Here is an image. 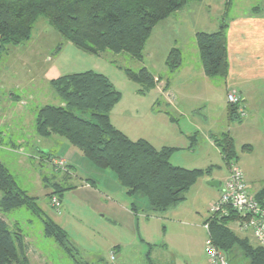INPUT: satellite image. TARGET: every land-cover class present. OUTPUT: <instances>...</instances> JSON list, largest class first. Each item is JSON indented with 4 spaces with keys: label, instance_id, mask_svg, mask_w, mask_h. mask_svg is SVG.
<instances>
[{
    "label": "trees",
    "instance_id": "16d2710c",
    "mask_svg": "<svg viewBox=\"0 0 264 264\" xmlns=\"http://www.w3.org/2000/svg\"><path fill=\"white\" fill-rule=\"evenodd\" d=\"M189 1L197 0H0V56L11 47L27 42L35 21L44 17L64 41L85 53L99 55L110 50L126 52L132 58L142 60L145 43L155 24ZM226 26L222 21L215 31L195 33L202 69L206 76L219 81L225 80L228 70ZM180 64L181 52L173 47L165 58L168 73L172 74ZM123 72L140 86V93L164 78L144 66L137 71L125 67ZM168 81L166 77L164 89ZM48 83L62 104L46 103L38 107L34 121L37 135L62 137L77 147L95 167L113 172L136 215L143 211L148 217L185 200L196 181L217 167L173 165L170 156L176 147L156 148L143 138L130 139L117 129L110 120V111L119 101L121 92L103 73L88 69L59 75L49 79ZM238 108V104L228 103L230 120L241 117ZM169 119L174 120L173 117ZM195 137L192 135L191 139ZM212 139L229 168L237 159L233 137L228 131H223ZM250 147L243 144L241 149L250 150ZM52 157V153L40 156V159H46L54 172L44 177L43 182L49 190V199L56 196L59 202L62 193L74 186L68 183V179L50 180L49 177L62 174L70 178L72 173L56 170L49 163ZM0 192L1 212L26 209L40 219L43 236L52 239L74 257L77 250L66 230L44 211L36 197L20 188L1 160ZM139 197L145 201L143 206L137 202ZM254 198L264 208V182L254 193ZM236 219L235 212L229 210L227 214H209L203 224H208L211 240L225 254L228 263L233 252L238 251L248 258L249 264H264V246L253 244L246 234H237L228 225L229 221L234 225ZM0 264H29L21 234L12 229L1 215Z\"/></svg>",
    "mask_w": 264,
    "mask_h": 264
},
{
    "label": "crops",
    "instance_id": "0c3cea01",
    "mask_svg": "<svg viewBox=\"0 0 264 264\" xmlns=\"http://www.w3.org/2000/svg\"><path fill=\"white\" fill-rule=\"evenodd\" d=\"M232 1H189L181 9L155 24L150 35H152L157 25L166 23L173 17L180 19L181 24H184V28L180 25L179 30L176 29L177 34L172 40L173 44L170 42L167 47L168 51L173 47L180 50L181 64L172 74L168 73L166 67V75L163 76L169 79L166 89L163 88L164 80L156 81L154 86L147 90L148 96L150 95L149 92L152 93L151 98L143 96L145 94L139 92V87H133L134 96L132 100L126 104H121L119 99L110 111V120L117 129L130 139L143 138L156 148L162 146L176 147L177 149L170 156V162L173 165L187 168L190 167L184 162L193 161L190 157L195 154L194 150L196 149L197 137L191 139L192 135L198 136L199 130H201L210 148H215L219 152L212 138L220 132L228 131L235 143L237 153L235 163L242 171L249 191L254 194L264 182V5L256 4L240 9L239 0H236V5L233 6L239 12L226 18ZM222 21L227 25L226 55L228 70L225 80L219 81L205 75L195 43V33L197 31H215ZM186 33H189L194 39L188 41L183 35H186ZM150 35L148 40L151 38ZM26 43L19 45L17 48L19 50L24 48L28 45ZM146 43L144 50L148 47ZM187 43L190 44L189 49ZM16 72L18 71H13V77L19 75ZM152 73L162 75L161 72ZM5 74L6 72L0 73V160L12 173L20 188L29 195L36 197L35 190L42 192V195H47L48 189L44 186L43 178L48 177V175L43 170V164L46 163L47 166L49 164L46 159H40L37 154L39 155L42 152L43 155L41 153V156H44L45 151L42 150L45 149L51 153L50 151L58 149L69 164L73 163L72 160H75V158L79 160L81 154L71 148L70 143L62 137L52 134L43 138L37 135L34 121L39 105L36 104L33 107V112L29 110L21 112L15 110L16 104H13V101H16L19 105L26 106L27 102L25 100L33 99L35 94L29 92L27 99L25 96L21 97L17 93L23 91L25 86L21 84L19 79L10 78L7 80ZM231 90H234L240 97L245 112L243 116L235 120H230L228 117V102L225 97V94ZM22 101L24 103H20ZM60 104L62 103L60 102ZM169 117H173L174 120H170ZM4 138L10 143H4ZM10 138H16V140L13 141ZM243 144L250 145V150L241 149ZM178 153L186 154H183L184 156L181 158V156H177ZM176 158L179 160L178 163L175 161ZM70 166L72 165L70 164ZM217 167L220 166L217 165ZM226 169L224 179L228 175L227 166ZM111 173L112 178L110 179L114 186L113 188L104 187L111 192L117 191L120 193L124 202L129 205L128 213L132 215V225L135 226L136 224V228L139 230L140 220H143L146 224L149 218L144 215L143 211H139L137 215L133 213L130 209L129 198L117 182L115 174ZM16 176L20 177L22 183L17 181ZM49 178L50 180L68 179V183L74 186L70 189L71 191H78L79 194L82 193L83 196L87 195V197H93V199L95 197L99 199L103 193L97 188L95 179L89 175L80 177L73 174L68 178L66 175L56 174ZM205 179L204 177L199 178L186 194L185 200L158 213L159 217L156 219L172 218L178 221L184 219L187 214L198 215L199 204L193 205L190 201V194L193 189L198 190L202 183H205ZM213 179H216L219 185L223 182H220L217 176H214ZM216 198L206 201L207 208ZM59 206L60 204L54 206V208L60 211ZM58 211L52 215L45 212L64 228ZM3 213L7 212L0 211V215L5 219ZM142 226L146 229L145 225ZM246 236L250 242L255 244L250 232ZM139 239L142 244L146 245L143 254L144 264H156L152 252L158 248L159 244L144 237V234ZM114 249L118 251L119 245L115 246Z\"/></svg>",
    "mask_w": 264,
    "mask_h": 264
},
{
    "label": "rangeland",
    "instance_id": "374dc122",
    "mask_svg": "<svg viewBox=\"0 0 264 264\" xmlns=\"http://www.w3.org/2000/svg\"><path fill=\"white\" fill-rule=\"evenodd\" d=\"M235 1H232L226 18L239 12L234 9ZM263 3L264 0H239L238 5L240 9H244L245 6L264 5ZM180 25L184 28V24H181V20L176 17L157 25L150 35V40L147 39L146 45L148 47L143 52L142 60H136L126 52L116 53L106 50L99 55L85 53L70 42L64 41L44 17H39L33 24L30 39L27 43L25 42L26 45L28 44L27 46L19 50L18 45L8 49L6 53H2L0 56V73L6 72L5 78L7 80L10 78L20 80L21 84L25 86L23 91L17 93L21 97L25 96L26 98L29 92L35 94L33 99L26 98L25 101L28 106H22L13 101V104H16L15 110L21 112L23 110L33 112V107L36 104L39 106L46 103L59 105L61 100L49 85L48 79L88 69L108 76L121 92L120 103L126 104L134 96L133 87L140 88V86L127 78L123 68L128 67L137 71L144 66L151 72H161L165 76L167 70L164 65V57L170 42L173 44L172 40L177 34L176 29L179 30ZM183 35L188 41L194 39L189 33ZM189 47L190 44L187 43V48L189 49ZM16 53L18 54L15 57ZM36 63L37 65H35ZM13 71H18L16 73L19 75L13 77ZM143 94H145L143 96H148L146 90ZM149 94L147 98H151L152 93L149 92ZM20 103H24V101ZM88 113L86 112V114ZM196 137L195 154L190 157L193 161L184 163H187L190 168H206L209 165L220 166L219 168L214 167L212 171L205 174L203 176L206 178L205 183H202L198 190L193 189L190 194V201L193 205L199 204L198 215L187 214L184 219L176 221L172 218L156 219L160 212H153L148 216L149 220L146 224L140 220L139 230H137L136 224L135 226L132 225V215L128 213L129 205L124 202L120 193L111 192L106 188H113L114 186L110 179L112 178L111 171L98 169L87 158L83 157L82 152L77 147L68 143L71 148L81 154L79 160L75 158L72 160L73 163H70L72 165L69 166L70 172L80 177L89 175L95 179L97 188L103 193L99 199L96 197L93 199L87 195L83 196L82 193L79 194L78 191L66 190L62 193L59 201L61 207H58L60 208L58 211L51 206V199H49L48 194L42 195V192L37 190L34 192L38 203L47 213L51 215L56 214L57 211L60 213L69 239L77 250L74 257L65 252L52 239L44 237L40 219L26 209L18 208L3 213L9 226L21 234L29 264H77V262L80 264H144L143 254L146 245L142 244L139 239L143 237V234L144 237L159 244L158 248L152 252L156 264H209L205 251L207 232L203 226L204 220L210 214L206 201L218 198L222 184L226 179V177L224 179V175L227 169L224 161L222 162L220 153L215 148H210L201 130ZM10 139L16 140V138ZM3 142L10 143L6 138L3 139ZM42 151H45L44 154H49V151L45 149ZM50 152L57 157L63 156L58 149ZM41 153L37 156L40 157ZM183 154L186 153H178L177 156L182 158ZM177 159L175 161L178 163L179 160ZM43 170L48 176L54 173L51 166H47L46 163L43 164ZM214 176H217L220 182L223 181L219 186L207 184V181H211ZM16 179L22 183L19 176H16ZM137 202L139 206H143L145 203L142 197H139ZM232 223L230 221L228 223L231 228ZM142 225H145L146 229ZM117 245H119V250L115 251L114 248ZM229 264H249V261L241 252L234 251Z\"/></svg>",
    "mask_w": 264,
    "mask_h": 264
},
{
    "label": "built area",
    "instance_id": "2783aa9c",
    "mask_svg": "<svg viewBox=\"0 0 264 264\" xmlns=\"http://www.w3.org/2000/svg\"><path fill=\"white\" fill-rule=\"evenodd\" d=\"M226 100L231 104H238V111L241 116L245 114L240 97L234 90L227 92ZM49 163L62 172L69 170L70 164L62 156H54ZM70 171V170H69ZM59 204L56 196L51 197V205ZM232 210L237 215V219L232 229L237 234H247L250 232L255 242L264 246V208H262L254 194L249 191L244 175L236 163H231L228 168V175L222 184L218 198L209 206V213L227 214ZM233 224V223H232ZM207 236L205 239V251L209 264H229L225 254L218 249L208 234V224H203ZM111 258L113 256L111 255Z\"/></svg>",
    "mask_w": 264,
    "mask_h": 264
},
{
    "label": "water",
    "instance_id": "95a60500",
    "mask_svg": "<svg viewBox=\"0 0 264 264\" xmlns=\"http://www.w3.org/2000/svg\"><path fill=\"white\" fill-rule=\"evenodd\" d=\"M207 184L211 185V186H219V182L217 180H209L207 181Z\"/></svg>",
    "mask_w": 264,
    "mask_h": 264
}]
</instances>
